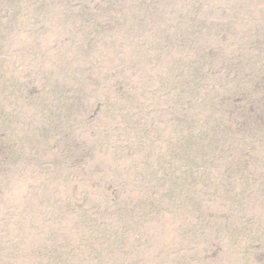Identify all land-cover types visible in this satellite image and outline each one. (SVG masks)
<instances>
[{
    "label": "rangeland",
    "instance_id": "1",
    "mask_svg": "<svg viewBox=\"0 0 264 264\" xmlns=\"http://www.w3.org/2000/svg\"><path fill=\"white\" fill-rule=\"evenodd\" d=\"M0 264H264V0H0Z\"/></svg>",
    "mask_w": 264,
    "mask_h": 264
}]
</instances>
